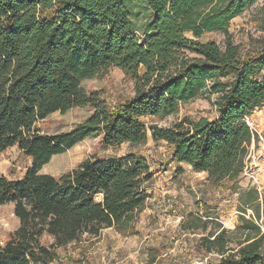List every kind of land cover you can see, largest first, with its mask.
<instances>
[{
  "label": "trees",
  "instance_id": "obj_1",
  "mask_svg": "<svg viewBox=\"0 0 264 264\" xmlns=\"http://www.w3.org/2000/svg\"><path fill=\"white\" fill-rule=\"evenodd\" d=\"M139 1L140 24L129 0H0V156L16 146L31 160L19 179L0 172V206L14 202L20 220L0 246V264H51L59 247L85 235L132 231L154 178L145 156L95 155L59 176L41 172L91 136L108 146L151 136L170 146L173 161L239 187L253 137L247 118L264 106V41L237 42L230 26L259 0ZM211 33H222L224 43ZM111 66L134 81V94L115 104L82 85ZM200 95L214 98L213 116H184L170 126L143 120L176 114ZM77 106L92 113L71 130H41L50 114ZM238 228V241L226 227L204 238L220 255L213 264H264V230L246 216Z\"/></svg>",
  "mask_w": 264,
  "mask_h": 264
},
{
  "label": "rangeland",
  "instance_id": "obj_2",
  "mask_svg": "<svg viewBox=\"0 0 264 264\" xmlns=\"http://www.w3.org/2000/svg\"><path fill=\"white\" fill-rule=\"evenodd\" d=\"M129 5L135 12L140 11L135 17L138 24L142 23L145 13L142 3L129 0ZM230 30L237 42L258 47L264 41V0H259L237 18ZM207 37L224 43L222 33H211ZM82 85L87 91H100L111 104L134 94V81L116 66L84 80ZM213 100L200 95L181 104L176 114L146 116L143 120L148 124L170 126L184 116H213ZM91 113L89 106L73 107L65 113L56 111L40 121L39 126L48 134L69 131ZM128 151L145 156L154 172L149 185L150 198L137 214L132 231L125 234L109 227L98 236L85 235L78 242L59 247V256L51 264H213L220 255L208 251L205 237L226 227L238 241L241 239L238 226L247 209H252L264 225V177L260 178L259 187L245 175L236 190L214 184L206 172H197L188 163L173 161L170 146L151 136L139 145L122 143L118 146L106 145L102 135L91 136L53 156L41 172L59 176L95 155L120 156ZM248 162L246 158V164ZM30 164V158L16 146L0 156V172L9 179L23 177ZM14 207V202L0 206V246L20 224ZM44 239L47 243L53 241L49 236ZM232 245L236 247L237 242Z\"/></svg>",
  "mask_w": 264,
  "mask_h": 264
},
{
  "label": "built area",
  "instance_id": "obj_3",
  "mask_svg": "<svg viewBox=\"0 0 264 264\" xmlns=\"http://www.w3.org/2000/svg\"><path fill=\"white\" fill-rule=\"evenodd\" d=\"M247 122L253 131L252 144L247 156L249 161L245 166L244 175L250 179L256 186H260V178L264 177V130L251 119L247 118ZM247 218H255L257 223L264 230V225L257 220L252 209H247L242 213Z\"/></svg>",
  "mask_w": 264,
  "mask_h": 264
},
{
  "label": "crops",
  "instance_id": "obj_4",
  "mask_svg": "<svg viewBox=\"0 0 264 264\" xmlns=\"http://www.w3.org/2000/svg\"><path fill=\"white\" fill-rule=\"evenodd\" d=\"M242 16V15H241ZM240 17V16H239ZM237 17V18H239ZM235 18L233 22L237 19ZM232 22V23H233ZM249 119L253 120L260 129L264 130V106L256 111H254L249 117Z\"/></svg>",
  "mask_w": 264,
  "mask_h": 264
}]
</instances>
